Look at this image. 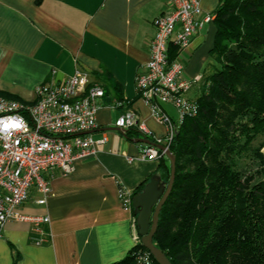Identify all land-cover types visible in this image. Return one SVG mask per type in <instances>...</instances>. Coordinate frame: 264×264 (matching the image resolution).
<instances>
[{
	"label": "crops",
	"instance_id": "crops-1",
	"mask_svg": "<svg viewBox=\"0 0 264 264\" xmlns=\"http://www.w3.org/2000/svg\"><path fill=\"white\" fill-rule=\"evenodd\" d=\"M221 1L201 0L203 12L214 20L181 52L171 45L187 79L204 80L215 65L214 13ZM169 10V0H0V96L33 104L37 86L63 82L76 70L89 74L105 92L99 126L89 133L96 152L74 161L70 173H45L53 196L39 204L41 193L32 188L21 208L25 215L49 217L43 226L48 242L32 240L30 222L9 221L0 236V264H116L132 250L135 232L139 234L137 216L134 208L121 206L119 187L134 196L153 176L164 181L160 162L129 161L140 155L145 144L136 140L143 134L123 132L114 124L131 110L153 136H166L165 126L139 98L136 78L150 60L154 21ZM202 84L194 86L191 99ZM164 110L177 118L174 106L164 105Z\"/></svg>",
	"mask_w": 264,
	"mask_h": 264
},
{
	"label": "trees",
	"instance_id": "trees-1",
	"mask_svg": "<svg viewBox=\"0 0 264 264\" xmlns=\"http://www.w3.org/2000/svg\"><path fill=\"white\" fill-rule=\"evenodd\" d=\"M214 15L215 65L194 100L198 113L170 144L175 183L154 245L172 264H264V0H222ZM245 158L257 169L240 167ZM158 162L168 183L170 161ZM139 250L116 264H136Z\"/></svg>",
	"mask_w": 264,
	"mask_h": 264
},
{
	"label": "built area",
	"instance_id": "built-area-1",
	"mask_svg": "<svg viewBox=\"0 0 264 264\" xmlns=\"http://www.w3.org/2000/svg\"><path fill=\"white\" fill-rule=\"evenodd\" d=\"M169 2L170 10L154 21L156 33L146 71L136 78L139 98L165 126L166 136H153L135 112L122 113L115 121L116 128L124 132L137 129L144 139H153V144H145L137 158H129L130 162L167 158L166 152L179 126L186 117L198 113V106L189 94L202 82V76L184 77V65L177 58L170 60V47L173 44L180 52L186 49L214 16L203 12L201 0ZM35 95L33 104L0 96V236L9 221L30 222L32 240L43 245L49 240L43 229L50 223L49 217L25 215L21 208L29 200L32 188L41 193L39 204L45 205L53 196L45 173L55 169L70 173L74 161L96 152V142L89 133L99 126L97 112L105 92L103 87L92 83L89 74L76 70L63 82L37 86ZM167 104L174 106L177 118L164 110ZM157 145L165 149L160 150ZM119 200L125 210H133V193L123 186L119 187ZM133 239V247L142 244L137 231ZM136 264L157 263L146 249L137 251Z\"/></svg>",
	"mask_w": 264,
	"mask_h": 264
},
{
	"label": "water",
	"instance_id": "water-1",
	"mask_svg": "<svg viewBox=\"0 0 264 264\" xmlns=\"http://www.w3.org/2000/svg\"><path fill=\"white\" fill-rule=\"evenodd\" d=\"M136 141L144 144H153L150 140L144 138ZM157 148L160 150L165 149L160 145H157ZM166 154L171 166L169 182H162L159 176H153L142 191L133 196L132 200L142 245L150 251L158 264H172L166 255L154 245V235L158 229L160 212L169 198L175 183L176 156L170 150H167Z\"/></svg>",
	"mask_w": 264,
	"mask_h": 264
},
{
	"label": "rangeland",
	"instance_id": "rangeland-1",
	"mask_svg": "<svg viewBox=\"0 0 264 264\" xmlns=\"http://www.w3.org/2000/svg\"><path fill=\"white\" fill-rule=\"evenodd\" d=\"M177 117V116H176ZM264 152V149H263ZM240 167H242L244 170H256L258 167V163L249 160L248 158L242 159L240 163Z\"/></svg>",
	"mask_w": 264,
	"mask_h": 264
}]
</instances>
